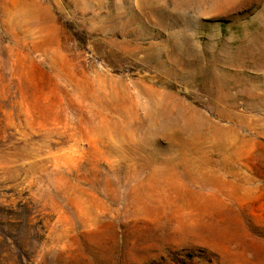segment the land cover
<instances>
[{"label": "rangeland", "instance_id": "1", "mask_svg": "<svg viewBox=\"0 0 264 264\" xmlns=\"http://www.w3.org/2000/svg\"><path fill=\"white\" fill-rule=\"evenodd\" d=\"M0 264H264V0H0Z\"/></svg>", "mask_w": 264, "mask_h": 264}, {"label": "bare ground", "instance_id": "2", "mask_svg": "<svg viewBox=\"0 0 264 264\" xmlns=\"http://www.w3.org/2000/svg\"><path fill=\"white\" fill-rule=\"evenodd\" d=\"M139 93V92H138Z\"/></svg>", "mask_w": 264, "mask_h": 264}]
</instances>
